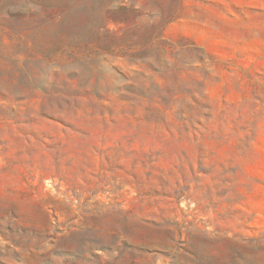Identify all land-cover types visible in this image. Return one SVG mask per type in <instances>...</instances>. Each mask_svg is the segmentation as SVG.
Returning a JSON list of instances; mask_svg holds the SVG:
<instances>
[{
  "label": "rangeland",
  "instance_id": "1",
  "mask_svg": "<svg viewBox=\"0 0 264 264\" xmlns=\"http://www.w3.org/2000/svg\"><path fill=\"white\" fill-rule=\"evenodd\" d=\"M0 264H264V0H0Z\"/></svg>",
  "mask_w": 264,
  "mask_h": 264
},
{
  "label": "trees",
  "instance_id": "2",
  "mask_svg": "<svg viewBox=\"0 0 264 264\" xmlns=\"http://www.w3.org/2000/svg\"><path fill=\"white\" fill-rule=\"evenodd\" d=\"M76 36H78V34H76V33H72L71 42H72V44H73L74 47H83V46H87V43H84V44H86V45H82V44H80L81 42H85V41L81 40L82 38H80V37H76Z\"/></svg>",
  "mask_w": 264,
  "mask_h": 264
}]
</instances>
